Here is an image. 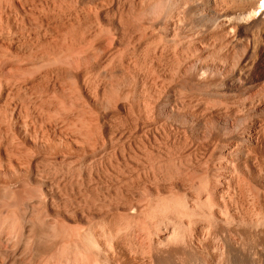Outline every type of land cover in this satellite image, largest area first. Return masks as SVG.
<instances>
[{"label":"bare ground","instance_id":"6f19581e","mask_svg":"<svg viewBox=\"0 0 264 264\" xmlns=\"http://www.w3.org/2000/svg\"><path fill=\"white\" fill-rule=\"evenodd\" d=\"M0 264H264V0H0Z\"/></svg>","mask_w":264,"mask_h":264}]
</instances>
